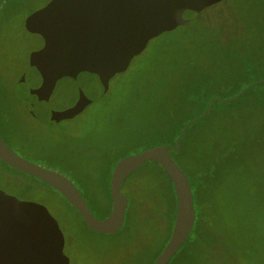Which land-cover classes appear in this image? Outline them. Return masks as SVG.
<instances>
[{
	"label": "rangeland",
	"instance_id": "374dc122",
	"mask_svg": "<svg viewBox=\"0 0 264 264\" xmlns=\"http://www.w3.org/2000/svg\"><path fill=\"white\" fill-rule=\"evenodd\" d=\"M49 1L2 0L0 4V104L10 118L13 133L10 131L8 136L1 132L31 162L61 169L78 185H83L82 179L86 178L87 184L101 196L96 200L105 204L109 203L106 184L112 169L122 158L139 149L134 137L137 127L142 125L143 112L146 115L148 109L167 101L183 79L182 69L190 66L218 74L227 72L229 64L216 60L211 53L207 55L206 50L202 56L198 55L202 41L209 43L234 37L233 52L244 57L255 49L253 41L261 29L255 24L262 17L256 2L223 0L200 13H191L189 28L178 27L148 42L128 68L110 80L106 95L102 94L95 77L82 74L77 81L58 82L51 100L45 103L30 94L31 89L41 84V77L29 64L30 54L42 48L44 42L42 37L26 30L25 20ZM260 39H264V33ZM249 81L235 80L229 88L223 87L212 101L232 99ZM79 88L95 101L72 119L51 121L49 109L61 111L72 106L78 99ZM26 104L33 105L34 115L38 117L33 116ZM160 182L165 185L169 180L155 161L132 173L122 185L129 206L148 205L151 212L163 196L158 187ZM0 190L28 197L49 210L66 236L65 254L70 264H125L118 260L125 254L119 253L116 237L86 229L75 209L57 191L1 160ZM245 194V197L234 196L230 185H223L219 190L218 202L225 217L224 244L231 246L223 264H264V185L245 187ZM107 211L102 210L95 216L102 219ZM149 215L146 217L145 212L137 222L154 227ZM232 239L237 243L233 244Z\"/></svg>",
	"mask_w": 264,
	"mask_h": 264
},
{
	"label": "water",
	"instance_id": "95a60500",
	"mask_svg": "<svg viewBox=\"0 0 264 264\" xmlns=\"http://www.w3.org/2000/svg\"><path fill=\"white\" fill-rule=\"evenodd\" d=\"M223 0H50L25 20L29 33L39 35L43 46L29 56V64L41 77V84L30 90L38 102L49 103L63 79L77 81L82 74L98 80L102 94L110 80L123 73L148 42L190 22L187 12L200 13ZM2 0H0V3ZM25 79H22L24 82ZM259 82L229 100L215 99L200 117L190 121L177 138V146L161 145L122 158L114 167L110 180L112 210L97 218L73 181L63 173L31 162L13 150L0 135V160L57 191L81 216L90 231L109 235L119 233L126 220L128 198L122 185L149 161L160 164L170 177L176 194L177 212L171 237L154 264H168L191 234L195 205L190 181L172 158L170 150H181V140L197 120L207 116L216 102H232ZM78 99L61 111L49 109L50 120L61 122L82 113L95 99L78 89ZM29 111L33 105L26 104ZM31 107V108H30ZM35 111L32 114L34 115ZM1 195H4L0 192ZM5 196V195H4ZM12 196L0 199V264H69L64 242L52 233L59 230L47 208L23 203L13 211ZM53 253L52 257L49 255Z\"/></svg>",
	"mask_w": 264,
	"mask_h": 264
},
{
	"label": "trees",
	"instance_id": "16d2710c",
	"mask_svg": "<svg viewBox=\"0 0 264 264\" xmlns=\"http://www.w3.org/2000/svg\"><path fill=\"white\" fill-rule=\"evenodd\" d=\"M253 1L262 16L255 22L261 26L258 38L253 41L255 49L243 57L233 52L234 37H222L218 41L214 39L209 42L210 45L202 41L204 45L198 47V55L202 56L206 50L207 55L211 53L216 60L229 64L227 72L218 74L217 71L200 70L201 68L197 70L186 66L182 69V81L176 84L167 101L148 109L146 115L144 111L142 125L135 132L134 138L139 149L134 154L155 146L176 147L177 138L184 127L209 109L212 99L221 94L223 87L229 88L235 80L249 79V83L231 97L234 98L247 87L259 82L230 103H215L207 116L190 126L181 140V150H170L172 158L190 181L196 220L186 242L168 264H223L229 256L228 249L231 246L224 244L225 217L218 202L220 188L223 185L233 186L234 196L245 197V187L251 189L254 185H264V77H261L264 74V39H260L261 33H264V0ZM185 28H189V25ZM221 39L230 40L220 42ZM9 119L0 104V133L4 132L8 136L10 131L13 133ZM151 136L154 137L153 140H146ZM158 165L169 180L165 185L163 182L158 185L163 192L159 203L151 212L148 205L130 207L128 204L122 230L117 234H109L117 238L116 247L119 253L124 251L125 257L118 253V260L125 264H154L171 237L177 212L176 194L170 177ZM55 170L66 176L61 169ZM112 172L113 169L106 184L109 199L106 204L96 200L101 196L87 184L86 178L82 179L83 185H78L69 178L79 189L94 215L108 209L104 218L112 210ZM152 173L155 174L154 171ZM131 210H134L133 215ZM145 212L146 217L148 212L151 214L149 219L154 227L137 222L138 217L142 219ZM81 220L83 221L82 218ZM83 224L86 227L84 221ZM153 239L157 240L152 241ZM232 241L233 244L237 243L236 239Z\"/></svg>",
	"mask_w": 264,
	"mask_h": 264
},
{
	"label": "flooded vegetation",
	"instance_id": "af4514ba",
	"mask_svg": "<svg viewBox=\"0 0 264 264\" xmlns=\"http://www.w3.org/2000/svg\"><path fill=\"white\" fill-rule=\"evenodd\" d=\"M1 134V137H2V139L13 149V150H15L19 155H21L23 158H25V159H27V160H29L28 158H26L25 156H23L22 155V153L19 151V150H17L16 149V147H14L5 137H4V135L2 134V133H0ZM29 161H31V160H29ZM38 164V163H37ZM39 165H41V164H39ZM41 166H43V167H46V168H49V167H47V166H44V165H41ZM12 168V167H11ZM14 169V168H13ZM49 169H52V170H55V169H53V168H49ZM16 170V169H15ZM19 172H21V171H19ZM23 173V172H22ZM27 187V186H26ZM27 189H29V187H27ZM0 192L1 193H3L5 196H12V197H14L15 199H17V201L18 202H16V203H13V204H10V203H8V207L11 209V210H13V211H16V210H18L20 207H21V205L23 204V203H28V202H31V203H35V204H37V205H41V206H43V207H45L43 204H40V203H38V202H35V201H31L30 199H28V197H22L21 195H13V194H9V193H7V192H5L4 190H0ZM4 195H1L0 194V199H2V198H4L5 196ZM46 208V207H45ZM49 211V210H48ZM51 214V213H50ZM56 220V223L54 224L55 226H58L59 227V230H57V231H54L53 233H52V236H53V238L56 240V241H63L64 242V249H63V252H64V254H65V245H66V236L64 235V233H63V231H62V229H61V227H60V225H59V222L57 221V219H55ZM66 255V254H65ZM53 256V253H51L50 255H49V257H52ZM69 264H70V259H69Z\"/></svg>",
	"mask_w": 264,
	"mask_h": 264
}]
</instances>
